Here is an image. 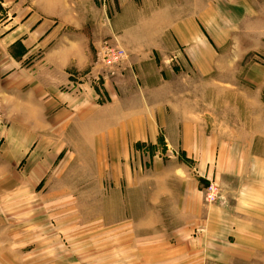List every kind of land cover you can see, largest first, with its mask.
<instances>
[{"label":"rangeland","instance_id":"rangeland-1","mask_svg":"<svg viewBox=\"0 0 264 264\" xmlns=\"http://www.w3.org/2000/svg\"><path fill=\"white\" fill-rule=\"evenodd\" d=\"M187 20L206 45L196 67L168 28ZM33 102L46 130L10 114ZM119 104L184 111L206 144L188 156L160 128L129 144V171L99 172L59 111ZM156 163L197 182L189 217L181 181L146 178ZM0 264H264V0H0Z\"/></svg>","mask_w":264,"mask_h":264},{"label":"crops","instance_id":"crops-1","mask_svg":"<svg viewBox=\"0 0 264 264\" xmlns=\"http://www.w3.org/2000/svg\"><path fill=\"white\" fill-rule=\"evenodd\" d=\"M180 25H177L176 21H171L168 24V28L171 27L173 31H177V33L174 34L175 41H177L184 47L190 45L189 52L187 53L189 56H191V60L190 59L189 60L192 62L193 66L195 67L200 66V62H202L201 61L202 58L200 57V55L202 56L201 54L202 50H206V45L202 44L201 41H197V43L195 42V45L193 46L191 45L190 42L191 38L192 40H194L200 37L197 35L195 29L191 27V20H187V22H185L184 24L181 23ZM185 26L191 27V29L193 30V35H191L190 33L188 36L185 35L182 36L181 35L182 33H178L179 30H183ZM202 45H204L203 48ZM66 47L59 49L60 51L63 50L64 52L72 51V48L69 49ZM198 50L200 53L197 55ZM62 69L63 68L61 67V72ZM14 87H15V91L17 92V95L14 98H12V101L13 104L16 105L15 98L17 99L20 98L18 96L21 94L20 89H22V87L17 85H14L13 88ZM27 94L26 96L28 98L33 99L31 98L32 92ZM70 97H72L71 100H75L76 98H78V96H74V95ZM75 102L72 104L77 106L76 105L77 103L75 104ZM33 105H34L33 106L34 111L32 110L31 112L29 111L27 112L26 109L24 111H19V109H16L15 107V110L10 114L12 115L13 120H15V122H17L18 124L20 123L23 124V128L21 129L27 131L31 129L32 132L33 131L35 132L38 128H40V130H46L47 126L42 125V123L44 124L43 119L45 117L47 118L48 115L47 108L45 107L41 109V105L36 104L34 102ZM167 109L169 111L168 115H171L168 118L166 117L167 114L166 115L163 114V111H166ZM167 109L166 108L147 109L143 107H126V106L123 107L120 106L119 104L117 107H115L114 112H110V113H108L107 109L101 110L100 108L93 110L94 112L92 113L89 112L90 110L88 108H85L87 112L83 111L81 113L80 107H73V110L72 108H70L71 112H65V110L59 111V130L61 131L67 130L69 125H71L72 130L76 132L82 131L81 134H84L85 129L88 130V133H90V137L92 140L91 146L93 148V152L94 153L96 152V159L94 161L96 162V165L99 166L98 168L99 172H101V168L103 170L105 169L110 170L111 173L115 172L116 170H120V171L123 170L124 172L129 171V164L128 165L127 163L125 164V162L128 160L127 154H128L129 144H138V143L156 144L159 141L158 130L160 128L162 131L165 132L166 135L165 138L172 145L175 144L179 145L182 147V150L183 152L186 153V155L196 157L195 153L193 155L191 154L192 152H196V150H192L190 148L198 147L202 144L205 146L206 142L203 143L202 139L198 140L197 135L195 134L196 127L193 126V122H191L188 119L184 111L179 110V112H177L176 109H172L173 111L172 112L169 108ZM23 112L24 114H28V115H36L37 122L34 124L31 123L30 119L33 117L27 118L24 114H21ZM81 115L82 117L86 115L85 118L87 119L93 117L94 115H96V117L94 119H89L88 123L81 125L80 123ZM64 122L66 124L65 126L63 124ZM38 123H40L42 126L39 127ZM33 140L34 137L31 138L29 133L28 141L25 140V142H22V139L19 138V141L18 140L14 141L13 145L14 147L26 148L28 145L31 146ZM38 146H42V144ZM51 157L53 158L54 156ZM200 160H202V158H200ZM35 161L42 163L43 165L49 162L41 158ZM201 162L206 163V160L203 159V161ZM161 168L159 163H156L154 169L150 170L151 175H147L146 178H151L156 180L157 178H159L164 174H167L166 176L169 177L170 180L173 177H176L175 174H172L174 172L173 168H169V169L164 168L162 167V165ZM160 170L164 171V174L159 172ZM176 178H173L174 181L176 182L178 180L181 181V186L176 190L175 193L177 195L176 202H177L178 214L183 218L187 216L189 217L193 213V211L198 208V202L196 201L197 193H198L197 182L191 178H187L184 180H180ZM164 179L165 177L164 178L162 177V180ZM167 179L168 178H166L165 180ZM152 193H154V190L152 191ZM150 202L155 203L152 199L150 200Z\"/></svg>","mask_w":264,"mask_h":264},{"label":"built area","instance_id":"built-area-1","mask_svg":"<svg viewBox=\"0 0 264 264\" xmlns=\"http://www.w3.org/2000/svg\"><path fill=\"white\" fill-rule=\"evenodd\" d=\"M212 188H210V190H211ZM208 197H210L211 198V200H213V195L212 194H209L208 195ZM209 200V199H208ZM210 201V200H209Z\"/></svg>","mask_w":264,"mask_h":264}]
</instances>
